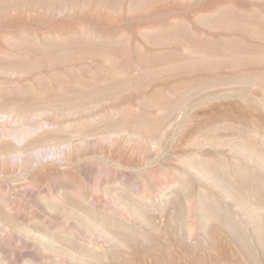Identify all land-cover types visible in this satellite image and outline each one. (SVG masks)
I'll list each match as a JSON object with an SVG mask.
<instances>
[{"label":"rangeland","instance_id":"rangeland-1","mask_svg":"<svg viewBox=\"0 0 264 264\" xmlns=\"http://www.w3.org/2000/svg\"><path fill=\"white\" fill-rule=\"evenodd\" d=\"M0 264H264V0H0Z\"/></svg>","mask_w":264,"mask_h":264}]
</instances>
